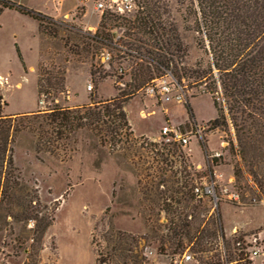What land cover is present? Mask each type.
Segmentation results:
<instances>
[{"label":"rangeland","instance_id":"obj_1","mask_svg":"<svg viewBox=\"0 0 264 264\" xmlns=\"http://www.w3.org/2000/svg\"><path fill=\"white\" fill-rule=\"evenodd\" d=\"M20 1L50 19L39 27L14 9L0 16V77H9L8 83L0 80L5 115L88 105L90 96L96 101L120 97L135 85L139 66L152 80L171 78L184 99L163 102L144 93L151 81L141 85L124 108L131 139L114 151L88 130L60 140L53 154L36 153L34 134L16 137L13 164L32 192V219L12 220L0 232V264H179L185 252L192 260L181 264H243L237 254L249 253L253 237L260 249L253 264H263L264 196L251 189L247 175L234 187L232 129L208 123L216 111L205 79L201 84L192 77L204 69L207 57L186 4L165 2L166 37L180 51L170 49L165 57L172 64L162 72L146 62L150 54H162L158 46L145 38L135 42L127 28L135 16L111 21L94 12L91 3L77 8L78 0ZM36 61L29 71L26 65ZM175 68L184 73L180 82ZM16 81L20 89L13 87ZM186 101L193 119L184 109ZM195 124L204 131L184 148L160 138L166 125L185 136ZM211 181L216 206L205 195H185L184 202L176 203L181 192L192 194L194 187ZM173 216L185 219L174 232Z\"/></svg>","mask_w":264,"mask_h":264},{"label":"trees","instance_id":"obj_2","mask_svg":"<svg viewBox=\"0 0 264 264\" xmlns=\"http://www.w3.org/2000/svg\"><path fill=\"white\" fill-rule=\"evenodd\" d=\"M137 1L140 9L135 13L126 16L106 13L104 16L111 21L135 16L127 28L135 35V42L145 38L153 46H158L162 54L152 56L149 53L151 58L146 62L163 72L172 64V59L165 55L170 53L171 48L180 51V47L171 44L166 37L170 32L162 19L166 13V0ZM174 1L179 5L186 4L193 17L199 45L207 57L204 69L192 72V77L201 84L205 79L204 88L216 111V117L208 123L212 127L232 129L230 150L237 159L233 166L234 187L247 175L251 189L264 196V0ZM0 4L3 8L14 9L32 18L39 27L50 19L7 0H0ZM132 45L134 43L129 46ZM16 50L22 60L20 52ZM140 60L145 61L142 57ZM174 76L180 82L184 73L179 74L175 68ZM152 79L147 68L139 66L133 77L135 85L120 97L96 101L94 96H90L88 105L74 108L54 105L48 111L35 113L5 115L3 111L7 102L0 93V232L12 220L23 222L32 219V192L22 182L13 164L16 137L24 133L34 134L38 139L36 153L44 151L53 154L60 148V140H68L76 132L88 130L111 151L120 149L131 139V126L124 109L126 98ZM37 93L40 95L42 92L38 89ZM184 109L193 119V111L187 101ZM200 147L206 155L205 146L201 144ZM189 192H181L176 203L184 202L185 195L188 198L199 197ZM174 218L169 219L173 232L185 222L179 216ZM217 231H220V227L216 228ZM244 250L246 253L237 254L239 261L252 264L249 253ZM226 263L233 264L232 261Z\"/></svg>","mask_w":264,"mask_h":264},{"label":"built area","instance_id":"obj_3","mask_svg":"<svg viewBox=\"0 0 264 264\" xmlns=\"http://www.w3.org/2000/svg\"><path fill=\"white\" fill-rule=\"evenodd\" d=\"M79 5L77 8H84L88 3H91L92 9L94 12L99 14L100 16L105 15L106 13H112L119 16H126L132 13H135L137 10L140 9L137 0H78ZM106 56V61L110 60V54L108 52H104ZM90 89V87H89ZM144 93L151 96V97H160L163 102H169L171 100H175L178 103H181L184 99L181 92L176 90L175 82L169 78V81L165 80H152L150 84L144 87ZM204 131V127L195 124L192 128V132L189 135L183 136L182 134L178 133L175 129L164 126L160 130V138L165 143H178L181 147H186L190 139L192 137L196 138L200 136ZM220 154L216 153L215 156H219ZM193 193L199 197L205 195L210 197L214 205L216 206L219 198L215 193V183L211 181L208 185H204L203 187H194ZM257 238L253 237V244L254 247L250 248L248 258L253 259V257L257 256L260 253V249L256 247ZM191 255L188 252H185L181 256L180 263L191 261ZM177 262V261H176Z\"/></svg>","mask_w":264,"mask_h":264},{"label":"crops","instance_id":"obj_4","mask_svg":"<svg viewBox=\"0 0 264 264\" xmlns=\"http://www.w3.org/2000/svg\"><path fill=\"white\" fill-rule=\"evenodd\" d=\"M12 1V0H11ZM12 2H14V3H16V4H20V5H23L24 6V4L20 1V0H18V1H12ZM27 7V6H26ZM6 11H9V9H7V8H4L3 10H1V12H0V16L4 13V12H6ZM16 12V14H18L19 16H23V15H21L20 13H17V11H14V13ZM36 22V21H35ZM37 23V22H36ZM37 26H38V24H37ZM17 41V40H16ZM37 42H38V44H39V39H37ZM17 46H18V42H17ZM19 47V50H20V52H21V55L23 56V59H24V53H23V49L20 47V46H18ZM37 48H38V51H37V57H38V54H39V49H40V47L39 46H37ZM37 65V61L35 62V64H28V65H26V67H27V69L29 70V71H34V69L37 67L36 66ZM24 73V72H23ZM8 79H9V77L8 76H5L4 78H1L0 77V80H1V82H4V81H6L7 83H8ZM13 87L14 88H16V89H20L21 87H22V83L20 82V81H16L14 84H13ZM15 114H18V113H15ZM171 128H173V127H171ZM173 129H175V128H173ZM264 226V225H263ZM257 235H259V233H257ZM254 261H255V259L253 258L252 259V264L254 263ZM262 263L264 264V260H262Z\"/></svg>","mask_w":264,"mask_h":264}]
</instances>
